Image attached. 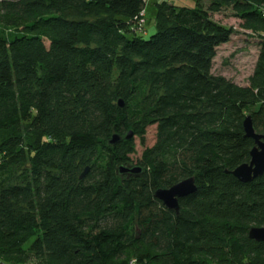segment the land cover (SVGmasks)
I'll return each mask as SVG.
<instances>
[{
	"label": "trees",
	"instance_id": "16d2710c",
	"mask_svg": "<svg viewBox=\"0 0 264 264\" xmlns=\"http://www.w3.org/2000/svg\"><path fill=\"white\" fill-rule=\"evenodd\" d=\"M193 3L0 0V264H264V174H231L243 121L264 132V0ZM228 9L258 38L247 86L211 73ZM189 178L178 214L154 198Z\"/></svg>",
	"mask_w": 264,
	"mask_h": 264
},
{
	"label": "rangeland",
	"instance_id": "374dc122",
	"mask_svg": "<svg viewBox=\"0 0 264 264\" xmlns=\"http://www.w3.org/2000/svg\"><path fill=\"white\" fill-rule=\"evenodd\" d=\"M165 2L173 3L176 7H194L193 0H164ZM200 5L204 8L207 7L209 0H199ZM144 17V31L141 37L144 40H148L150 36L155 34V8L154 2H148L145 5ZM213 20L219 23L224 28H230L233 30V34L229 38L230 41L226 45H222L217 50V55L214 59V65L212 72L214 76H222L228 81H232L238 86H247V80L252 75V70L256 62L257 56V43L258 38L254 37L251 32H247L240 27V18L235 13L228 9L211 16ZM9 34H11L9 32ZM1 35V31H0ZM154 127L147 130L145 138V144L147 147H151L154 143ZM136 150L132 155L131 160L135 164V160L140 157L142 148L135 141Z\"/></svg>",
	"mask_w": 264,
	"mask_h": 264
},
{
	"label": "water",
	"instance_id": "95a60500",
	"mask_svg": "<svg viewBox=\"0 0 264 264\" xmlns=\"http://www.w3.org/2000/svg\"><path fill=\"white\" fill-rule=\"evenodd\" d=\"M119 105L122 106L121 102H119ZM242 128H244V137L251 139L254 146L249 155V163H245V165L237 167L231 174L240 182L246 184L247 182L256 180L264 174V132L262 134L255 132V129L252 127L251 117H247L243 121ZM130 137L131 135L129 134L127 139ZM118 141L119 137L113 136L110 140V144L113 145ZM87 172L88 169L81 174L80 179H83ZM117 174L119 176H126L127 178L138 177L142 174V169L128 165L126 167H121ZM195 191L196 187L194 186V179L189 178L188 180L181 181L167 190L156 191L154 198L159 200L166 210L174 211L178 214L179 199H183ZM248 238L256 243L264 242V227L250 228Z\"/></svg>",
	"mask_w": 264,
	"mask_h": 264
},
{
	"label": "built area",
	"instance_id": "2783aa9c",
	"mask_svg": "<svg viewBox=\"0 0 264 264\" xmlns=\"http://www.w3.org/2000/svg\"><path fill=\"white\" fill-rule=\"evenodd\" d=\"M128 264H139V263L135 260H132V261L128 262Z\"/></svg>",
	"mask_w": 264,
	"mask_h": 264
}]
</instances>
